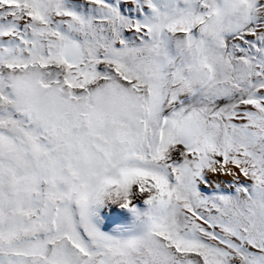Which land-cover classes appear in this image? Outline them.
Returning <instances> with one entry per match:
<instances>
[{"label":"snow or ice","instance_id":"snow-or-ice-1","mask_svg":"<svg viewBox=\"0 0 264 264\" xmlns=\"http://www.w3.org/2000/svg\"><path fill=\"white\" fill-rule=\"evenodd\" d=\"M0 264H264V0H0Z\"/></svg>","mask_w":264,"mask_h":264}]
</instances>
